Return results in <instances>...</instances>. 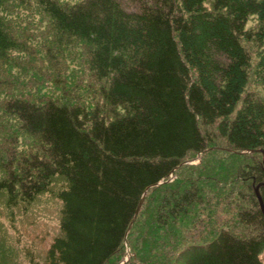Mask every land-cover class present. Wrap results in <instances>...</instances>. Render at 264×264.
I'll list each match as a JSON object with an SVG mask.
<instances>
[{"label": "trees", "instance_id": "1", "mask_svg": "<svg viewBox=\"0 0 264 264\" xmlns=\"http://www.w3.org/2000/svg\"><path fill=\"white\" fill-rule=\"evenodd\" d=\"M35 1L56 34L87 45L113 112L5 102L41 149L8 170L0 195L16 206L55 177L66 183L45 264H114L127 246L125 264H264V95L249 90L252 77L264 86V53L254 65L249 47L264 39V0ZM253 16L256 32L246 28ZM19 47L0 16V60ZM213 199L235 204L248 233L205 224L199 211Z\"/></svg>", "mask_w": 264, "mask_h": 264}, {"label": "rangeland", "instance_id": "2", "mask_svg": "<svg viewBox=\"0 0 264 264\" xmlns=\"http://www.w3.org/2000/svg\"><path fill=\"white\" fill-rule=\"evenodd\" d=\"M59 1L72 3L76 0ZM0 16L8 23L20 45L7 58L0 60L1 180L8 175L10 169L20 173L23 159L37 154L41 149L38 138L23 128L16 115L6 111L5 102L9 98L24 97L33 100L52 98L60 103L84 109L89 114L100 111L103 115L112 117L113 112L103 101L101 92L104 82L95 77L90 67L87 45L76 38H62L56 34L50 17L35 0H5L0 8ZM246 28L252 32L258 31L257 17H250ZM249 47L253 55V64L256 65L264 53V39L262 43L258 41L250 43ZM252 80L249 90L264 95V86L254 77ZM198 163L199 155L194 159H188L187 162ZM65 184L62 177H55L50 192L39 194L30 203L20 200L16 206H10L7 192H2L0 264H45L51 243L60 235L62 203L56 194ZM230 192L232 191H226L225 196ZM236 195L234 191L233 196ZM215 201L213 199V203L206 204V207L203 206L199 211L205 224L211 227L218 221L226 222L229 224L228 227H234L237 232L248 233L249 230L234 219L235 204L222 201L219 206H215ZM147 211L146 207L144 212ZM145 213L142 220L145 219ZM135 237L134 231L131 234V242H134ZM125 248V251H121L114 258V264H125L130 259L129 248L128 246ZM261 258L264 261V251Z\"/></svg>", "mask_w": 264, "mask_h": 264}, {"label": "water", "instance_id": "3", "mask_svg": "<svg viewBox=\"0 0 264 264\" xmlns=\"http://www.w3.org/2000/svg\"><path fill=\"white\" fill-rule=\"evenodd\" d=\"M259 152L263 154V162H264V151H263V150H260ZM186 163H187V162H186ZM261 186H262V184H259V185H257V186L255 187V194H256V196H257V198H258L259 205H260V209H261L262 213L264 214V203H263V200H262V197H261V194H260V187H261ZM143 201H144V198H142L141 203H140L139 207L137 208L136 214H135V216H134V218H133V220H132V223H131L130 227H131V226L133 225V223L135 222V220H136V218H137V215H138V213H139V211H140V209H141V207H142Z\"/></svg>", "mask_w": 264, "mask_h": 264}]
</instances>
